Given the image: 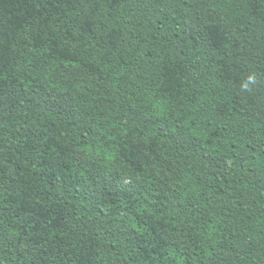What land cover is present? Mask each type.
<instances>
[{"label": "trees", "instance_id": "16d2710c", "mask_svg": "<svg viewBox=\"0 0 264 264\" xmlns=\"http://www.w3.org/2000/svg\"><path fill=\"white\" fill-rule=\"evenodd\" d=\"M252 82L264 0H0V264H264Z\"/></svg>", "mask_w": 264, "mask_h": 264}, {"label": "rangeland", "instance_id": "374dc122", "mask_svg": "<svg viewBox=\"0 0 264 264\" xmlns=\"http://www.w3.org/2000/svg\"><path fill=\"white\" fill-rule=\"evenodd\" d=\"M221 22L223 21L221 20ZM224 25L227 26L228 24L226 23ZM232 89L241 97L247 98L249 96H253L256 99H260L261 104H262L261 109L264 112V82H252L242 87L232 86ZM78 157L88 166H94V165L99 166L102 173H104L107 176H110V177L117 176V175L123 176L122 166L107 167V166L101 165L97 160L85 154H79ZM122 179H123L122 183L124 185H128L130 183V181L127 180L125 177H123Z\"/></svg>", "mask_w": 264, "mask_h": 264}]
</instances>
